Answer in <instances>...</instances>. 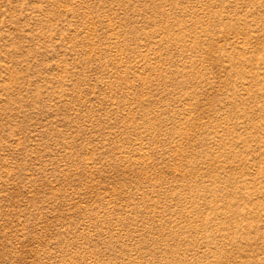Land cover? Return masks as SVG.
<instances>
[{"label":"rangeland","instance_id":"1","mask_svg":"<svg viewBox=\"0 0 264 264\" xmlns=\"http://www.w3.org/2000/svg\"><path fill=\"white\" fill-rule=\"evenodd\" d=\"M0 264H264V0H0Z\"/></svg>","mask_w":264,"mask_h":264}]
</instances>
